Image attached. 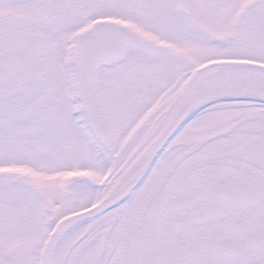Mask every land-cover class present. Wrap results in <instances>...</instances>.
Returning a JSON list of instances; mask_svg holds the SVG:
<instances>
[{
	"label": "snow or ice",
	"instance_id": "obj_1",
	"mask_svg": "<svg viewBox=\"0 0 264 264\" xmlns=\"http://www.w3.org/2000/svg\"><path fill=\"white\" fill-rule=\"evenodd\" d=\"M0 264H264V0H0Z\"/></svg>",
	"mask_w": 264,
	"mask_h": 264
}]
</instances>
